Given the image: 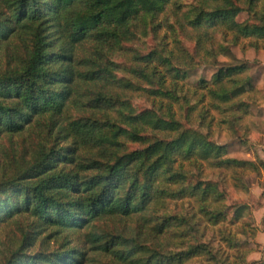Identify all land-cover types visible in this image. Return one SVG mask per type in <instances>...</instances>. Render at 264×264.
<instances>
[{"label":"trees","instance_id":"1","mask_svg":"<svg viewBox=\"0 0 264 264\" xmlns=\"http://www.w3.org/2000/svg\"><path fill=\"white\" fill-rule=\"evenodd\" d=\"M236 46L264 50V0H0V264H246L224 186L259 168L211 135L248 66L186 83Z\"/></svg>","mask_w":264,"mask_h":264},{"label":"rangeland","instance_id":"2","mask_svg":"<svg viewBox=\"0 0 264 264\" xmlns=\"http://www.w3.org/2000/svg\"><path fill=\"white\" fill-rule=\"evenodd\" d=\"M246 14L238 19L243 21ZM149 45H151L149 43ZM246 64L248 76L254 86L255 93H250L247 87L241 88L238 94L247 98V115L239 122L237 129L230 125H218L215 121L212 127V140L219 146L226 148L227 157L240 161L255 162L259 172L247 170L241 178V186L235 187L231 179L225 181V204L228 207V220L233 213L239 212L242 221L248 222L254 229L253 235L238 236L240 247L247 250L246 264H261L264 262V168L259 166V161L264 163V50L244 49L240 46L231 47L229 53L212 59L206 65H199L190 71L186 78L188 86H194L201 79L209 80L217 69ZM248 92V93H247ZM250 96V97H249ZM249 98V99H248ZM136 106L144 103L134 99ZM15 137L14 142L21 145L22 138ZM0 151V160L3 159ZM12 230H8L0 236V251L14 248L11 241Z\"/></svg>","mask_w":264,"mask_h":264}]
</instances>
